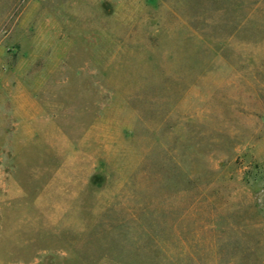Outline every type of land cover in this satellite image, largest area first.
<instances>
[{"label":"rangeland","instance_id":"374dc122","mask_svg":"<svg viewBox=\"0 0 264 264\" xmlns=\"http://www.w3.org/2000/svg\"><path fill=\"white\" fill-rule=\"evenodd\" d=\"M0 264H264V0H0Z\"/></svg>","mask_w":264,"mask_h":264}]
</instances>
